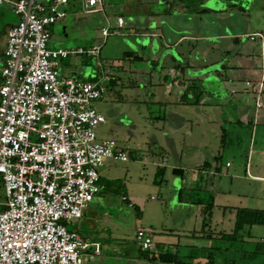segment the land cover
<instances>
[{
  "label": "rangeland",
  "instance_id": "1",
  "mask_svg": "<svg viewBox=\"0 0 264 264\" xmlns=\"http://www.w3.org/2000/svg\"><path fill=\"white\" fill-rule=\"evenodd\" d=\"M171 2L173 3L170 5L173 4L175 7L179 0ZM181 3L187 10L190 8L195 12L190 11L188 15L186 13L174 18L170 17L169 25H178L180 29L186 30L184 32L186 34H189L188 30L194 26L201 34L232 35L220 38L218 41L209 39L206 42L194 43L185 40L173 51L167 50V44L158 37L137 36L134 33L136 29L129 26V22L133 19L127 10H121V6H126L130 10L136 9L144 14L147 11L144 0H105V11L110 16L109 30L112 33L108 37L102 36L101 33L102 27L107 26L105 17H102L103 24L98 16L100 13L88 12L90 8L85 7L78 0H72L68 5L69 19L66 22L68 23L66 33L62 32L64 23L49 27L51 36L49 45L87 50L98 44L102 48L98 58L80 54L61 59L62 69H72L76 77L87 82L100 80L102 71L106 72V69H110L109 71L119 78L115 81L118 91L111 92L108 89L104 99L95 103L98 111L106 119V122L99 125L96 131L101 140L117 141L128 153L129 161L107 160L105 165L98 169L103 194L112 196V199H107V196L106 204L99 214H106L105 224L111 230L98 232L99 229H96L97 231L94 232L88 222L84 223V230H80V220L68 225L69 230H79L80 235L88 243L100 242L103 251L106 252L99 257L95 256L90 262L87 260L84 264H102L103 257L107 258L105 264H132V261L138 264H264L263 226H257L252 231L247 229L240 232L236 242L224 237L234 233L238 209L264 210V198H259L255 194L256 182L247 177L244 167L240 168L238 177L231 175L248 146L249 138L243 139L242 136L239 139L235 138L238 133L234 129V126L239 124L242 108L247 107L244 106V98L240 99L239 95L227 93L228 88L223 87L218 79L220 78L231 87L233 69H236L239 62L247 59L254 65L260 63L263 57L261 47L264 46V41L262 38L253 41L249 35L254 32L264 35V0H182ZM168 5L158 1L148 5L152 15L156 16L150 29L156 35L163 32L164 38L167 35L172 37V35L167 29L169 28L167 24L158 16L163 15ZM205 7L213 11L201 14ZM119 15H123L126 19V25L123 28L117 25ZM18 20L19 16L11 11L8 5L0 4V52L6 41L5 29ZM171 47L173 48L169 46ZM207 48L209 51L206 53ZM210 52L213 54L212 58L208 56ZM204 56L209 59L208 63H216L218 68L216 65L211 67L217 68L218 76L209 82L206 80L203 83L199 80L188 84L189 92L182 93L189 99L197 94L198 102L196 105H183V102L176 100L174 89L171 90V87L177 84L173 82L175 80L169 79L165 83L163 77L173 72L184 76L189 70L198 71L195 66H204L205 59H202ZM98 62L101 66H98ZM189 67L192 70L188 69ZM133 69H137L138 72L133 73ZM141 71L146 74V78H142ZM91 72L94 73L93 76L90 75ZM151 77L154 84L152 87L157 94L154 98L148 93L149 85L146 84L143 90V85L139 84L143 80L147 82ZM160 79L162 80L159 82ZM176 81L178 82V79ZM235 81L238 84L243 83L245 78L240 77ZM126 89L132 91L128 92ZM170 92H172L171 95ZM263 92L260 95V99L263 95V100H260L262 110H264ZM249 99V108L256 109L253 99ZM184 100H186L185 97ZM175 108L176 111H174ZM221 117L230 123L222 126L219 120ZM209 118L213 120L208 122ZM133 120L135 125H132ZM171 120L177 121V125L179 120L183 128H180L181 130L177 128V132H173ZM263 120L264 118H261V121ZM203 131L205 134L201 135ZM262 136L263 132L259 127L258 143ZM154 137L161 146L159 152L162 155L173 143L180 151L185 149L186 145H191L189 152H184L183 156L197 158L199 153L197 155L195 149L200 146L199 143L202 140L210 141L219 150L216 161L220 172L216 173L217 175L207 176L199 167L201 180L197 187L193 185L192 190L185 188L182 191V196L188 202L202 200L207 204L213 201L214 207L211 215L206 221L204 220V225L207 224V226L203 225V229L201 228L203 220L197 219L196 216L187 218V221L183 223V216L189 210L178 202L174 187H177L179 180L174 179L170 166L162 169L152 164L153 152L159 147L153 145ZM170 155L172 157L170 165L174 166L177 160L173 153ZM226 162L233 167L227 168ZM178 164L180 162H177V166ZM159 169L163 172L158 171ZM252 171L257 173V168L254 166ZM261 173L264 174V169ZM125 195L136 202L135 208L129 207L128 202L122 200ZM4 199L1 185L0 200ZM186 206L189 208L191 204ZM94 212L91 210V214L88 212L86 214L92 215ZM138 229L153 233V241L158 248L147 251L150 256L159 253H177L179 262L152 263L144 259L135 237ZM257 242L263 244L257 249L259 254L250 256V251L256 249ZM90 253V251L84 252V256H89Z\"/></svg>",
  "mask_w": 264,
  "mask_h": 264
},
{
  "label": "built area",
  "instance_id": "2",
  "mask_svg": "<svg viewBox=\"0 0 264 264\" xmlns=\"http://www.w3.org/2000/svg\"><path fill=\"white\" fill-rule=\"evenodd\" d=\"M67 3H13L19 21L7 31L0 85V191L2 185L5 195L0 264H84L91 244L68 225L81 220L101 192L98 169L107 160L129 161L117 141L101 140L96 131L106 119L95 103L104 99L115 76L106 69L100 80L87 82L59 70L60 60L70 55L98 58L101 45L87 50L49 46V27L66 19L62 7ZM86 5L88 12L104 14L107 26L101 33L110 36L104 0H86ZM124 24L118 16V27ZM249 37L264 41L261 34ZM246 86L256 93L259 108L263 84ZM135 237L142 250L154 249L151 231L138 229ZM92 246L99 255L100 245Z\"/></svg>",
  "mask_w": 264,
  "mask_h": 264
},
{
  "label": "crops",
  "instance_id": "3",
  "mask_svg": "<svg viewBox=\"0 0 264 264\" xmlns=\"http://www.w3.org/2000/svg\"><path fill=\"white\" fill-rule=\"evenodd\" d=\"M71 1L72 0H68V3L65 4L62 7V8H64V10L67 13L66 19L61 21V22H59V23H64V26L62 28V32L63 33H66L67 30H68V26H67L68 23L66 24V22L69 19L67 8H68V5L70 4ZM78 1H80L81 4H84L85 7L87 6L86 5V0H78ZM144 1H146V5H147V11L144 12V14H142L143 12L137 11L136 9L135 10L134 9L130 10L126 6H121V10L122 11L124 9H125V11L127 10V12L129 13V16L133 19L132 22H129V26L131 28L134 27L136 29L134 31V33L137 34V36H141L143 38L147 37V36L158 37V38L163 40V43L167 44L166 45V49L167 50L173 51L174 48H177L185 40H190V42H194V43L195 42H200V41L201 42H206L209 39L210 40L215 39V40L218 41L220 38H225L226 36H231L232 35V34L229 35L227 33H224V34H218V33L201 34V33H198L196 27L194 28V26H192L191 29L188 30L189 34H186V33H184L186 30L185 29H180L178 27V25H169V23L171 21L170 17L174 18L176 16L183 15V14H186V13L188 15L190 13V11L195 12L194 10H191L190 8H188L186 6L188 8V10H187L184 7V4L181 3L182 0H179V2L174 5L175 6L173 8L174 11L171 14L166 13V11H165L163 13V15H159L158 16L160 19H162V21H165V24H167V26L169 27V28H167V26H166V28L168 29L169 33L172 34V37L169 35L170 38H171V41H167L166 38H164V33L163 32H160V34L156 35L154 33V31L152 29H150V26H152L154 24V21H155L154 18L156 16L152 15V12L149 10L148 5L150 3H153V2L157 3V1L160 2L161 4H166L167 2H171L173 0H144ZM104 2H105V0H104ZM13 3H14V0H2L0 2V4L8 5L10 10L15 13L14 4ZM87 7L91 8L89 6H87ZM208 10H210V11H208ZM212 11L213 10H211L209 8L207 9L205 7L200 13L201 14H203V13L207 14V13H211ZM137 12H139V13H137ZM98 16H99V18L102 20V22L104 24V21L102 19V17H105L104 14L100 13V14H98ZM119 16L124 18L123 15H119ZM162 16H163V18H162ZM124 20H126V19H124ZM18 21L15 22V23L9 24L8 27L5 29L6 41H5V45H4L3 49L0 52V58H1L0 60L2 62V65L0 66V73H1V68L4 65V52H5V48H6V44H7V31L12 25L18 23ZM125 25H126V21H125L124 26ZM102 28H104V27H102ZM172 29L177 31V33L174 32V31L172 32ZM256 33H258V32H254V33H250V34H256ZM240 36H243V35H240ZM49 46L52 49H58V48L68 49V48L61 47V46H58V47L57 46H53L52 44H50ZM169 46H173V48L172 47L169 48ZM261 48H262V52H263V57H262V59H261L259 64L254 65L253 63H250L249 60L246 59L243 62H239L236 65V69H233V78L234 79L231 78V80H230V83L232 84L231 87L228 86L227 83L222 82V80H220V78H218V79H219L220 84L223 87L228 88V92L227 93L233 94V95H239L240 99L244 98L245 99V101H244L245 105L244 106L247 107L245 109L242 108L243 111H241V118L239 120V124H237V126H234V129H236V132L239 135V136L236 135L235 138L239 139L240 136H242L243 139L244 138L245 139L249 138L248 139V146H247L246 152H244V154H242L240 156L241 160L239 161V163L237 164L238 166L234 169V171L231 173V175L233 177H238L239 174H240V168L244 167L245 168V173H246V175H248L247 177H249L250 180L256 182L254 184V185H256L255 194L259 198H262V197L264 198V195H262L264 193V191H262V189H264V186H263L264 185V174L261 173L262 170L264 169V120L261 121V118H264V110H262L263 107L262 108H260V107L258 108L256 106L257 99H256V95H254L255 92L253 91L252 88H249V87L246 86L247 82H250L251 84L262 83L263 84V88H264V46L262 45ZM70 49H75V48L71 47ZM208 51L209 50L207 48L206 53ZM212 52H213V50H212ZM212 52H210L208 54V56L210 58L213 57ZM179 54H181V53H179ZM201 54L205 55L204 53H201ZM202 59H205L204 66H202V67L195 66V68L198 71H194V70L190 71L189 70V72H187V74H185L184 76L182 74L178 75L176 72H173V74L169 73V74H167V75H165L163 77V80L165 81V83L169 79H174L175 80L173 82H175L177 84L175 85V87L172 86L171 90L174 89V93H175V95L177 97L176 100L178 102H180V103L183 102L184 103L183 105H185V104H187V105L188 104L196 105L197 102H198L197 94H195L194 98L189 99V98L186 97V94L184 95V93H182L184 91H188L189 92L188 84H190V83H192L194 81H199V80L203 81V83L206 82V80H207V82H209L215 76H218V74H217L218 70H216L218 68V66L216 65V63H214V62L208 63L209 59L206 56H204V58H202ZM212 65H216L217 68L214 67L212 69V67H211ZM209 66H210V68H209ZM188 69H191V68L189 67ZM59 70H60V73L62 75H64V76L68 75L70 77L71 76L76 77L74 75L75 74L74 71L72 69H70V68L62 69L61 66H60ZM136 71L138 72L137 69H133L132 70L133 73H135ZM196 72H198L197 73L198 75L196 74ZM174 73L176 75H174ZM90 75L93 76L94 73L91 72ZM141 75H142V78H146L147 77L146 74L144 72H142V71H141ZM114 76H116V75H114ZM153 77H151L150 80L148 79L147 82H146V80H143V81H140V83H139V84L143 85V90H145L146 84H147V86L149 85L148 93H149V95L152 98H154V96H157L154 87H152L154 85L153 84V79H152ZM240 77H244L245 81H243V83H239L238 84V83H236L235 80L237 78H240ZM77 78H79V77H77ZM142 78H141V80H142ZM118 79L119 78H117V76H116V81ZM177 79H178V82L176 81ZM161 80L162 79H160L159 82ZM250 80H253V81H250ZM115 85H116V82L110 83V85L108 86V89H110L111 92H117L118 91L117 90V85L116 86ZM185 87L188 90H186ZM126 91L130 92L132 90L126 89ZM188 92H187V94H188ZM169 94L171 95L172 92H170ZM263 94H264V92H263ZM192 96H193V93L191 94V97ZM184 97L186 98V100H184ZM249 98L253 99V103H255L256 109L252 110V109L249 108L250 107V99ZM260 100H263V95H262ZM260 105H261V101H260ZM176 110L177 109L175 108L174 111H176ZM199 113L201 115V110L200 109H199ZM129 119L132 122V119L130 117H129ZM210 120L212 121L213 118L212 119L209 118V120H207V121L210 122ZM216 120H218V119H216ZM219 120L222 122V124H221L222 126L226 125L227 123H230V122L224 120L223 117H221ZM223 121H225V122L223 123ZM170 122H171V128H173V130H172L173 132H177L176 131L177 128H179V130H181L180 128H183L182 127L183 125L179 124L180 123L179 120H178V125H177V121H175V120H171ZM132 125H135L134 124V120H133V124ZM222 126H221V128H223ZM259 127H261V131L263 132V136H262L261 140L258 143L257 142V134L259 132ZM203 130H205V128ZM203 134H205V131H203L201 133V135H203ZM153 141H154L153 145H158L159 146V147L155 148V151L153 152V156H152V160H153L152 164H153V166L159 167V168H167L168 166H170L172 168V170L173 169H179L182 172L179 175L173 174V176H175L174 179H176V180L178 179L179 180V183H178L177 187H174V189L176 190L175 193L178 196V202H179L180 205H185L184 207H185L186 210H189L188 212H186L185 216H183V219H182L183 223H185L187 221L186 220L187 218H190L191 216H196L197 219H200L201 221L203 220V222H202L203 224H201V228L203 229L204 220L206 221V219H207L206 216H205L206 215V213H205V205L204 204L195 205V204L192 203V201L191 202L189 201L190 202L189 203L188 200L185 197L182 196V191H184L185 188H190L192 190L194 188L193 185L197 187L199 181L201 180V177H200L201 171H200L199 167L202 168L203 173H206L207 176L217 175L216 173L220 172V169L218 168V163L216 161L217 155L219 153V150L216 149L217 147L212 145V143L210 141L202 140L199 143L200 146L197 149H195L196 152H197V155L199 153L197 158L193 159V157L183 156L184 152H186V153L189 152V150L191 149L190 148L191 145H186L185 146L186 148L184 147L185 149L180 151L179 148H177V146L175 144H173V143H172L170 148L166 149V152L164 151L165 152L164 155H162V153L159 152V149H161V146L158 144V140L154 137ZM171 153H173V155H175L174 157L177 160L176 164L174 166L170 165V160L172 159V157L170 155ZM183 157H186V158L184 159ZM237 158H238V156H237ZM177 162H180V164H178V166H177ZM192 164H194V165H192ZM227 164H230V163L226 162L225 166L227 168L233 167V165L230 164L229 166H227ZM254 166H255V168H257V173L256 172L253 173V171H252ZM100 184H102V180L100 181ZM101 192L96 196L94 201L92 203H90L88 208L84 211L83 218L79 221L80 222V224H79L80 230H84L83 229L84 223H87V222L89 223V227L94 232L97 231L96 229H99L98 232H101V231L102 232H104V231L106 232V231H110L111 230V228L109 226H106V224H105V222L107 221L106 214L105 215H103V214L100 215L99 214V212L103 209V206L106 204V201H107L106 198L108 196L107 194H105V195L103 194L102 188H101ZM213 192H214V190H213ZM123 198H126V200H124ZM107 199H112V196H108ZM122 200L128 202L127 205L129 207L135 208L137 206L136 202L134 200L130 199L129 197H127L126 195L122 197ZM189 204H191V207L187 208L186 205H189ZM194 206H196L195 209L193 208ZM91 210L95 211L92 215H90L91 214L90 213ZM86 212H88L90 214L87 215ZM116 223L118 225H121V223H119V222H116ZM204 226L206 227L207 224H205ZM75 231H77V230H75ZM77 232H79V230ZM90 242H91V246H90V250L89 251L91 253L89 254V256H86V261L88 260L87 262H90V261L94 260L95 256L96 257L101 256L103 254V252L106 253L105 251H103L100 242H97V241H90ZM92 244H99L100 245L101 252H100L99 255H96L94 253V247L92 246ZM155 248L156 249L158 248V246H156V244H155L154 249ZM92 250H93V252H92ZM106 251H108V250H106ZM90 255H93V256L90 257ZM102 260H103L102 264H105V262L107 261V258L103 257ZM132 264H138V263L135 262V261H132ZM147 264H150V263H147Z\"/></svg>",
  "mask_w": 264,
  "mask_h": 264
},
{
  "label": "trees",
  "instance_id": "4",
  "mask_svg": "<svg viewBox=\"0 0 264 264\" xmlns=\"http://www.w3.org/2000/svg\"><path fill=\"white\" fill-rule=\"evenodd\" d=\"M170 3H172V2H167V4H169V5L166 8V13H169V14H171L174 11L173 10V8H174L173 4L170 5ZM173 31H174V29H172V32ZM165 38L167 41H171V38L169 35H167ZM235 39H237V36H235ZM115 81H116V78L111 83H114ZM1 83H2V76L0 73V85H1ZM162 169H159L158 171L163 172ZM181 173H182L181 170L173 169V174L179 175ZM192 203L195 205L204 204L205 205V213H206L205 216H206V218L209 217V215H211V210L214 207L213 201L206 204L205 202L203 203L202 200H199V201L197 200V201H193ZM257 226H263L264 227V210H251V209L240 208L236 212V221H235L234 233L224 235V237H226V238L228 237V240H230V241L234 240V242H236L238 234L240 232L246 231L247 229L249 231H252L253 228L256 229L255 227H257ZM243 242H246V241H243ZM261 245H263V244H261L260 242H257V247L254 251H250V254H251L250 256L259 254V251L257 249H259V246H261ZM140 252H141L142 257H144V259H147L152 263L157 262V261H160L163 263H178L179 262V260L177 258L178 257L177 253L176 254L159 253L158 255L150 256L147 251H144L141 248H140Z\"/></svg>",
  "mask_w": 264,
  "mask_h": 264
},
{
  "label": "flooded vegetation",
  "instance_id": "5",
  "mask_svg": "<svg viewBox=\"0 0 264 264\" xmlns=\"http://www.w3.org/2000/svg\"><path fill=\"white\" fill-rule=\"evenodd\" d=\"M257 34H261L264 37V35L260 32H258ZM256 39H259V38H256ZM256 39H254L253 41H255ZM263 90H264V88H263Z\"/></svg>",
  "mask_w": 264,
  "mask_h": 264
},
{
  "label": "water",
  "instance_id": "6",
  "mask_svg": "<svg viewBox=\"0 0 264 264\" xmlns=\"http://www.w3.org/2000/svg\"><path fill=\"white\" fill-rule=\"evenodd\" d=\"M162 22H165V21H162ZM175 31V30H174ZM177 33V31H175Z\"/></svg>",
  "mask_w": 264,
  "mask_h": 264
}]
</instances>
